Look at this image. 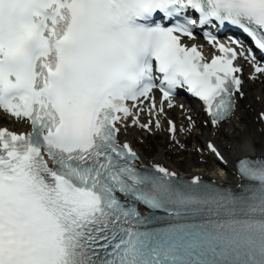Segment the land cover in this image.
<instances>
[{
    "label": "snow or ice",
    "instance_id": "1",
    "mask_svg": "<svg viewBox=\"0 0 264 264\" xmlns=\"http://www.w3.org/2000/svg\"><path fill=\"white\" fill-rule=\"evenodd\" d=\"M240 60L264 76V0H0V110L30 127H0V264H264V143L232 190L121 139L163 120L184 147L180 90L231 120Z\"/></svg>",
    "mask_w": 264,
    "mask_h": 264
},
{
    "label": "bare ground",
    "instance_id": "2",
    "mask_svg": "<svg viewBox=\"0 0 264 264\" xmlns=\"http://www.w3.org/2000/svg\"><path fill=\"white\" fill-rule=\"evenodd\" d=\"M257 92L260 93L261 90L259 89ZM256 96H259V94H256ZM262 102H263V104L261 105V107H264V98L262 99ZM238 127H239L238 125H235V126L233 125V126L227 128V130H228V135H226L227 139L232 137L233 140H239L238 142L233 144V147H232L233 150L227 152L229 155H233L235 153L248 154L251 151H253L254 149H256V146L258 145L256 143H258L259 141H262L257 135H255L256 133H254L252 136L249 135L248 136L249 139L245 140L244 139L245 135H243L244 133L242 132V130H240V131L238 130V132H237V128ZM227 130H225V131H227ZM222 133L223 132H221L220 135ZM191 136H193V134H190L189 137H191ZM208 136H210V134H208V133H206L204 135L202 134L199 137V139H201V138L202 139H207ZM199 139L197 138L198 142H199ZM246 141H251L252 145L250 146L248 144H245ZM241 142H243V143H241ZM245 145L248 146L247 147V151H245ZM260 146H261V144H260ZM139 149H140V152H142V155L144 157L153 158V159H155L157 161L166 162V160L168 161L167 157L172 156L171 152L165 151V149H161L160 147H158L156 150H153L151 152H149V151L143 152L142 148H140V147H139ZM181 156H183L182 158H184V160L181 161V163H177L175 161H170L169 160V162H167L168 165H170L171 167H173V168H175V169H177L179 171H182L184 173H190V174L192 173L191 171H192L193 168L197 169V167H199V168H202V169L203 168L210 169L208 165H200L199 163L194 161V159H191L190 155L189 156H186V154L179 155V157H181ZM201 172H202V170H201ZM211 172L212 171H209L208 173H211ZM212 173H214V172H212Z\"/></svg>",
    "mask_w": 264,
    "mask_h": 264
},
{
    "label": "rangeland",
    "instance_id": "3",
    "mask_svg": "<svg viewBox=\"0 0 264 264\" xmlns=\"http://www.w3.org/2000/svg\"><path fill=\"white\" fill-rule=\"evenodd\" d=\"M158 147H159V146H158ZM158 147H157V148H158ZM157 148H153V150H156ZM187 156H188V155H187Z\"/></svg>",
    "mask_w": 264,
    "mask_h": 264
}]
</instances>
